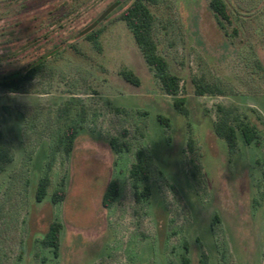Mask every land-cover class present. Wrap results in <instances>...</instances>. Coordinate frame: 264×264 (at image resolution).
<instances>
[{
	"label": "rangeland",
	"instance_id": "374dc122",
	"mask_svg": "<svg viewBox=\"0 0 264 264\" xmlns=\"http://www.w3.org/2000/svg\"><path fill=\"white\" fill-rule=\"evenodd\" d=\"M136 0H0V78L39 68L21 93L0 92V133L13 160L0 174V264H264V0H224L223 29L211 0L149 5L154 39L182 81L188 116L174 107L122 19ZM101 31L100 50L88 40ZM131 71L137 85L122 73ZM195 80L223 95L195 94ZM86 122L71 156L48 170L70 101ZM237 108L259 139L231 154L213 124L218 106ZM159 117L169 121L163 124ZM118 138L130 150L115 154ZM142 151L151 197L130 178ZM50 176L39 203V180ZM120 192L102 206L107 184ZM64 189L63 202H51ZM218 217L219 221L215 218ZM61 224L58 256L42 245Z\"/></svg>",
	"mask_w": 264,
	"mask_h": 264
},
{
	"label": "trees",
	"instance_id": "16d2710c",
	"mask_svg": "<svg viewBox=\"0 0 264 264\" xmlns=\"http://www.w3.org/2000/svg\"><path fill=\"white\" fill-rule=\"evenodd\" d=\"M158 0H136L127 8L122 19L131 31L133 38L141 50L146 63L154 72L155 78L160 83L164 93L174 99L175 109L182 115L188 116L189 112L186 107V100L180 97L182 91L181 79L174 75L168 61L160 55L157 43L154 39V16L149 8V5L156 4ZM210 8L215 13L220 26L226 29L225 23L231 25V16L228 10V5L224 0H211ZM101 31L92 33L88 36V40L100 50ZM39 68L33 69L26 74H13L0 78V92L6 91L11 94L21 93L24 87L33 80ZM124 79L137 85L138 80L134 74L125 70L122 73ZM195 94L199 97L205 95H223L224 91L217 85L205 84L201 80H195ZM80 101H70L58 111L59 120H66V124L62 130L58 131L54 137L49 160L47 163L48 170L52 166L53 161L58 154L71 156L75 143L80 131L83 129L86 122V110L81 106L80 112L75 119L71 118V113ZM159 120L169 126V121L163 117ZM213 130L217 137L223 139L231 154L238 152L240 148V137L244 144L253 145L259 139V132L255 125L241 118L237 108L218 106L217 119L213 124ZM111 149L115 154H121L130 150V144L126 141L121 142L118 138H112L110 141ZM13 160V153L9 146L3 141V135L0 133V174L5 171L6 166ZM130 178L135 193V199L138 203L148 200L152 195V188L149 184L150 174L144 162V154L142 151L136 153V161L131 166ZM51 186V179L48 173L44 175L38 183L36 192V201L42 203L48 198V190ZM120 183L118 180H111L105 189L102 197V206L109 209L115 203L119 196ZM66 197V191L62 188L54 192L51 202L57 204L63 202ZM219 221L218 217L215 218ZM60 233L61 224L53 223L47 235L42 240V245L51 248L55 256H58L60 249ZM187 254L182 257V264H191ZM200 264H207V256L203 255Z\"/></svg>",
	"mask_w": 264,
	"mask_h": 264
},
{
	"label": "clouds",
	"instance_id": "9594fccd",
	"mask_svg": "<svg viewBox=\"0 0 264 264\" xmlns=\"http://www.w3.org/2000/svg\"><path fill=\"white\" fill-rule=\"evenodd\" d=\"M0 54H2V53H0Z\"/></svg>",
	"mask_w": 264,
	"mask_h": 264
}]
</instances>
